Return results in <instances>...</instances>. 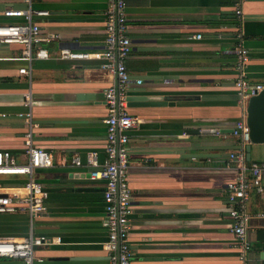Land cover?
Here are the masks:
<instances>
[{
  "label": "crops",
  "instance_id": "0c3cea01",
  "mask_svg": "<svg viewBox=\"0 0 264 264\" xmlns=\"http://www.w3.org/2000/svg\"><path fill=\"white\" fill-rule=\"evenodd\" d=\"M108 0H32L50 57L34 59L28 74L18 69L20 43L0 44V149L22 163L24 133L31 125L35 145L52 152L53 165L32 178L45 189L46 213H0V239L35 234L60 236L61 243L36 248L39 264H107L104 182L89 177L104 160V89L114 76L103 59H63L60 51L104 47ZM23 0H0L25 9ZM234 15V0H127L128 95L160 105L128 106L138 118L129 131L128 182L131 264H264V192L252 193L247 235L251 250L238 257L229 230L227 183L235 177L228 154L236 148L235 121L245 107L235 91L236 40L243 33L249 60L244 73L264 84V0H245ZM4 17L0 23H20ZM200 34V38H194ZM141 79L137 84L136 79ZM29 94V106L24 96ZM30 117L27 118L26 114ZM94 153L96 166L86 163ZM79 155L80 166L60 165ZM264 160V144H251L250 161ZM28 175H0L2 184H20Z\"/></svg>",
  "mask_w": 264,
  "mask_h": 264
},
{
  "label": "built area",
  "instance_id": "2783aa9c",
  "mask_svg": "<svg viewBox=\"0 0 264 264\" xmlns=\"http://www.w3.org/2000/svg\"><path fill=\"white\" fill-rule=\"evenodd\" d=\"M25 9L6 8L0 12L4 17L22 18L20 23H0V44L20 43L23 45L18 57L28 63L18 72L28 74L34 59L50 57L42 43L52 40L51 36H41L40 26L35 18L47 16V10H34L32 0ZM245 0H234V15L240 19L241 5ZM127 0H108L105 10L104 47L99 51H73L63 49L59 57L63 59H103V68L114 76V83L104 89L106 115L103 118L105 140L103 145L104 160L98 169L89 171V177L104 182L103 206L104 222L107 229L106 238L100 243L105 253L107 264H131L133 252L130 244V229L132 212V194L128 182L129 167V131L138 123V118L128 111V86L131 82L126 59L130 52L131 41L128 36ZM236 40L235 69L238 72L235 80V91L246 107L250 96L256 95L264 88V84L250 82L244 73V66L250 56L244 45L243 33L233 29ZM200 34L194 38H200ZM141 79H136L137 84ZM29 94H25V103L29 106ZM30 117L29 113L26 114ZM24 133L22 163L13 162L9 150L0 149V175H28L29 179L20 184L0 183V213H25L30 219L47 211L46 192L41 183L32 178L36 169L53 165L52 152L37 146L32 141L31 125ZM232 135L236 138V148L228 154V165L235 170V177L227 183V212L230 218L229 230L237 248L238 257L246 261L251 250V242L247 235L251 215L247 205L251 194L264 192V160L248 161L246 159V144L249 143V128L246 123V113L238 118L233 127ZM60 165L80 166L82 158L74 154L58 161ZM91 166H96L94 153L86 160ZM60 236L35 234L30 226L26 236L19 239H0V264H39L43 258L36 255V248L61 243Z\"/></svg>",
  "mask_w": 264,
  "mask_h": 264
},
{
  "label": "water",
  "instance_id": "95a60500",
  "mask_svg": "<svg viewBox=\"0 0 264 264\" xmlns=\"http://www.w3.org/2000/svg\"><path fill=\"white\" fill-rule=\"evenodd\" d=\"M162 102L150 101L144 96H127V105H160ZM246 123L249 128V143L246 144V159L250 161L251 144H264V88L256 95L250 96L247 100Z\"/></svg>",
  "mask_w": 264,
  "mask_h": 264
}]
</instances>
